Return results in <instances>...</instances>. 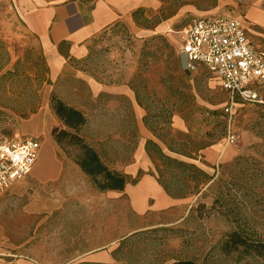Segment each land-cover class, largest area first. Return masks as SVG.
Listing matches in <instances>:
<instances>
[{"label": "rangeland", "instance_id": "rangeland-1", "mask_svg": "<svg viewBox=\"0 0 264 264\" xmlns=\"http://www.w3.org/2000/svg\"><path fill=\"white\" fill-rule=\"evenodd\" d=\"M254 11L264 14V0H231L221 12L239 19L255 48L264 49V26L250 18ZM136 14L135 25L119 22L97 36L81 69L98 82L127 84L142 113L104 116L114 124L107 136L101 129V138L93 140L81 129L79 134L111 168L146 139L150 165L130 181L150 174L161 186L186 195L188 204L137 214L119 194L115 218L109 201L100 200L81 173L80 186L93 188L92 205L85 202L89 192L41 217L25 212L23 202L12 205L6 211L11 235L16 241L39 236L32 242L37 254L31 251L37 264H102L82 258L105 247L113 250L115 264H264V87L258 102H238L230 115L228 94L206 70L188 69L178 35L168 32L182 29L189 18L170 19L166 11L146 18ZM163 24L167 27L159 29ZM0 67V76L8 72L0 77V135L14 137L23 133L18 125L36 101L49 106L51 93H45L49 76L39 43L7 0H0ZM49 110L48 134L56 142L64 126ZM91 117L99 125L103 116ZM74 142L66 137L57 149L76 162ZM233 235L243 245H234ZM46 237L52 251H46Z\"/></svg>", "mask_w": 264, "mask_h": 264}, {"label": "crops", "instance_id": "crops-1", "mask_svg": "<svg viewBox=\"0 0 264 264\" xmlns=\"http://www.w3.org/2000/svg\"><path fill=\"white\" fill-rule=\"evenodd\" d=\"M7 1L14 14L39 43L49 76L45 93L47 95L57 93L63 102L86 117L87 121L82 126L81 133L91 140L101 138V131L103 136H107V131L109 132L114 125L109 124V120L104 116H117L123 113V110L125 114L128 112L133 114L135 111L139 115L142 113L133 91L127 84L98 82L81 69L97 36L119 22L125 21L129 25H135L136 13L146 18V16L150 17L166 11L170 19L188 17L189 22L193 18L222 14L223 8L231 3V0ZM256 13L250 12V18L264 26V14L257 13L262 15L259 17L260 15ZM166 27L167 24H163L159 29ZM142 31L148 32L146 29ZM168 32L176 33L171 28ZM89 100H93L96 104L91 106L88 103ZM49 113L47 101L43 103L36 101L33 112L18 125L23 128V133L14 136L30 134L29 136L39 140L38 136L41 135L43 140L40 142L37 160L29 174L11 184L0 197V264L36 263L31 251L37 254L32 242H37L39 236L34 235L26 241H16L13 238L6 218V211L10 210L12 205L23 202L22 208L25 212L41 217L54 213L73 201L76 202L79 196L88 192L89 198H85V202L87 205L93 203L94 187L80 186L79 176L84 172L75 161L59 155L57 143L48 134L50 117H52ZM94 115L103 116L99 125L95 122V118L91 117ZM115 134L112 136L113 139H118ZM146 143V139L136 142L135 152L131 151L129 159L115 160L114 169L127 176V184L122 191L99 192L96 190L100 200L109 201V213L111 215L113 212L115 218L116 200L119 194L129 198L131 209L137 214H143L149 210L180 208L189 202L186 195L178 197L169 195L150 174L143 173L135 183L130 181L139 171L147 170L150 165ZM149 200H152V203ZM100 208L103 211L106 210V206L101 203ZM48 239L50 237H46V251H52L53 247L50 246ZM23 242L31 243V245L24 248ZM82 260L102 264L117 263L110 247L92 251Z\"/></svg>", "mask_w": 264, "mask_h": 264}, {"label": "built area", "instance_id": "built-area-1", "mask_svg": "<svg viewBox=\"0 0 264 264\" xmlns=\"http://www.w3.org/2000/svg\"><path fill=\"white\" fill-rule=\"evenodd\" d=\"M176 34L188 69L206 70L228 94L227 113L232 115L238 102H258V90L264 87V49L255 48L239 19L223 13L193 18ZM39 149L32 136L0 135V197L29 174Z\"/></svg>", "mask_w": 264, "mask_h": 264}, {"label": "trees", "instance_id": "trees-1", "mask_svg": "<svg viewBox=\"0 0 264 264\" xmlns=\"http://www.w3.org/2000/svg\"><path fill=\"white\" fill-rule=\"evenodd\" d=\"M1 68V67H0ZM2 68L0 69V71ZM8 72L6 71L2 77ZM0 76V77H1ZM49 107L57 120L64 126L63 129L58 130V135L55 136L57 144L69 137L75 141V145L78 147V155L76 156V163L81 170L89 177L92 186L99 192H105L107 190L122 191L127 184V176L119 170L111 168L102 159L97 148L87 140H85L79 131L81 127L86 123V117L75 108L67 105L61 99L57 98L53 93L50 95ZM33 112V109L30 111ZM57 128L52 130L55 133ZM171 162L181 165V163L173 160ZM169 195L173 197L185 196L180 192H173L170 186H164ZM231 242L234 245H243V242L236 236H232ZM170 264H197L191 260H175Z\"/></svg>", "mask_w": 264, "mask_h": 264}]
</instances>
